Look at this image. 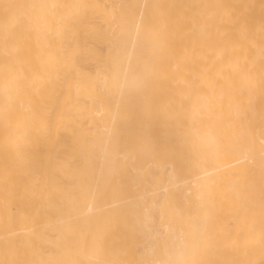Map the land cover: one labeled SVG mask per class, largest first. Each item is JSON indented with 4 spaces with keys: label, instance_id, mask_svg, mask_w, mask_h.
Listing matches in <instances>:
<instances>
[{
    "label": "bare ground",
    "instance_id": "1",
    "mask_svg": "<svg viewBox=\"0 0 264 264\" xmlns=\"http://www.w3.org/2000/svg\"><path fill=\"white\" fill-rule=\"evenodd\" d=\"M207 1L0 0V264H264V10Z\"/></svg>",
    "mask_w": 264,
    "mask_h": 264
},
{
    "label": "rangeland",
    "instance_id": "2",
    "mask_svg": "<svg viewBox=\"0 0 264 264\" xmlns=\"http://www.w3.org/2000/svg\"><path fill=\"white\" fill-rule=\"evenodd\" d=\"M209 1V0H208ZM207 1V2H208ZM211 1V0H210ZM246 0H234V1H231V0H227V1H225L226 3H224L223 2V4H229V5H233L234 3V5L236 6V5H238L239 4V6L241 7V6H243V4L244 3H246V7H247V9H245V11H248V10H251L250 12H253V11H255V12H258V11H260V10H264V9H259L260 7H262L263 5H264V0H261V2H259V0H257V1H254V0H248L249 2H245ZM251 1H253V2H251ZM251 2V3H250ZM257 2V3H256ZM210 3V2H209ZM211 3H212V1H211ZM232 3V4H231ZM237 3V4H236ZM260 3V5H258ZM261 3H263L262 5H261ZM249 4V5H248ZM256 4L258 5V6H256ZM245 5V4H244ZM253 7H252V6ZM257 7V9H258V11H256V9L255 8ZM259 7V8H258ZM255 9V10H254Z\"/></svg>",
    "mask_w": 264,
    "mask_h": 264
}]
</instances>
